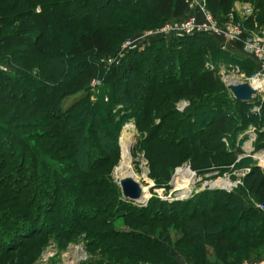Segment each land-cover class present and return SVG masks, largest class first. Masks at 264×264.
Listing matches in <instances>:
<instances>
[{"label": "trees", "instance_id": "1", "mask_svg": "<svg viewBox=\"0 0 264 264\" xmlns=\"http://www.w3.org/2000/svg\"><path fill=\"white\" fill-rule=\"evenodd\" d=\"M117 1L119 2L117 7L123 9L126 14H117L103 27L92 26L93 23L89 22L91 12L95 13V8H102L107 4L110 6L116 0H25V4H23V9L20 12L23 17L20 31L24 32L28 39L27 41H22L19 38L16 40H20L17 45L34 47L33 50L27 52H34L37 57V60L35 58L34 61L35 65H38L40 79L35 85L38 88L39 96L35 97L34 106L44 111L45 121H38L35 124L42 127L46 123L47 126L53 125L54 128H50V133L47 134L35 133L32 135L20 132L21 136L17 134V131L15 132V129H10L0 122V201L8 205V208L7 206L1 208L0 213L5 216L0 217V220L2 221L9 215L11 207H15L13 210L18 214L15 216L11 213L10 217L16 219V227L15 224L12 225L16 228L15 234H18V238H22L23 241L16 242L15 239L8 237L11 234L10 231L2 226H0V238L3 239L6 247L9 244L19 247L22 242L25 244L38 234L54 235L55 237L64 235L62 240H66V238L78 235L83 231L86 237L91 238L87 242L88 248L104 246L105 250L110 252L125 254L120 257L106 256V264H158L152 254L159 255L163 259L159 261V264L161 262L179 264L172 256H169L167 249L154 241L152 237L134 230L116 232L110 225L114 221L124 218H135L155 223V221L162 220L159 218L164 215L166 219H171L169 221L181 222L185 227L182 226V229L188 236L184 241L186 245H190L191 255L197 264H203L205 260V248H203L206 246L205 244L214 249L218 258L225 262L228 255L238 253L239 249L236 244L238 240L264 236V214L262 216L256 210L243 211L235 196L215 191L197 193L186 203H167L150 199L145 207L133 205L124 200L119 191L107 181L97 179V174L90 173L96 172L98 168L104 166L105 160L97 155L90 157L91 155L83 156L81 154L79 156L80 150L73 149L74 145L82 147L94 143L95 139H99L97 136L103 132L99 131L98 134V132L90 130V133H87L91 123L83 126L84 128L73 126L66 129L56 124L62 117L77 116L78 121H86L88 118L98 116L107 120L111 124L110 128H113L112 126L117 127L124 117L134 118V125L142 135L144 134L145 143L157 142L156 145L166 146L161 148L147 146L146 148L147 154L155 160V167L151 171V175L155 180H158V176L167 178L164 175L161 162H159L162 157L159 155L160 153H164L166 164L169 157H171L170 160H174L179 156H189L188 159L194 168L217 164L215 156L223 155L226 159L231 155V153H225L222 150L220 137L238 129H244L245 123L248 124L263 113V107H260L259 113L251 114L249 105L235 101L230 98L228 93L212 92L217 86L219 87V83L214 79L213 74L210 75L203 71L201 60L207 54L221 57L226 55L218 51L211 42L212 37L201 35L171 40L155 39L140 50L127 54L120 60V65L111 66L104 75L102 73L105 86L100 89L99 100L96 103H90L88 94L90 88L84 87L81 81L86 79L84 81L89 82L91 78L96 77L100 68L97 60L109 57L114 53L116 50H114L115 41L117 39L120 41L135 29L133 21L140 18L138 20L142 26L149 25L148 22L157 24L166 21H180L187 17L189 4L192 0H145L143 9L140 6L142 0ZM232 1L207 0V8L213 14L225 13L229 11ZM243 1L251 2L252 0ZM255 2H257V7L262 9L264 0ZM127 3L132 8L131 10L125 7ZM96 4L101 5L97 6ZM36 8L41 11L49 10L52 12L49 14L54 16L58 13L65 20L60 18L57 20L65 25L69 26V22L73 23L72 27L76 30L74 43L64 48L61 43L58 44V41H54L55 37H50L52 40L49 42L54 44L49 43L44 46L41 42L43 34L37 35L25 18L32 14ZM35 23L37 22H33L34 25ZM44 26L46 25H42V27ZM45 30L46 35L52 34V30H49L48 27ZM118 33L120 35H117ZM53 51L56 52V58H59L55 63H51L49 58V53ZM88 57L92 58V62H86L85 58ZM67 58L79 61L76 65L78 67L69 69V73L65 62ZM144 65H147L146 67L150 65L155 72L160 74L155 82H151L152 79H149L151 83L145 82L147 73L143 74V68H141ZM242 69H244L243 66ZM119 75H124L127 79L124 81L131 93L121 92L117 78ZM21 77L22 79L14 80L0 73V102H14V98L9 94V87L12 84L13 87L22 89L27 77L25 75ZM4 82L9 83L6 88L1 85V83L4 85ZM48 82L53 85L47 86ZM184 82L189 83V86L181 90H184L185 93L189 92V97H195L198 94L197 83L203 84L207 93L201 98L190 99L189 107L183 113H177L173 105L176 96L172 91L178 90L179 85ZM153 92L159 93L152 97ZM79 93L81 95L71 104L67 107L63 106L64 100ZM139 95L142 97L140 102L139 99H136V96ZM104 97H107V103H105ZM21 102L23 112L21 124L17 128L24 132L27 127L31 128L34 124L28 120L27 103L22 100ZM231 104L236 107L237 115L229 113V109L232 108ZM118 106L121 107L118 108ZM18 118L19 116H15V119ZM234 120L237 121L234 123ZM102 138H104V134ZM29 139L33 140L34 144H30ZM114 144L116 145V141ZM114 148L115 154H117V147ZM260 148H264V141ZM100 149H103V146L100 145ZM165 149L168 150V153L162 151ZM216 151L219 154L208 158V163L205 159H202L201 162L198 161L199 158L196 156L200 153L213 154ZM93 161L99 164H94ZM197 162L204 165H198ZM24 163H26V174L18 175ZM61 163L67 164L62 165ZM224 163L221 161L218 165H224ZM90 165L91 168L88 169L87 166ZM71 169H75V171L73 172ZM255 170L256 177H258L254 178L247 186L249 190L253 191V194H257V191L264 188V173L260 172L261 168ZM76 172L78 173L74 174ZM41 184L43 186L38 187ZM47 187H50V190ZM69 191L73 195L68 193ZM63 198H69L70 205L75 206L73 211L69 209L72 211L70 219L62 218L60 215L62 205H64L60 200ZM217 205L219 206L217 207ZM232 206L233 208L229 209ZM82 207L91 209V217L86 218L80 214ZM215 209L220 211L221 216L213 218L209 222L206 221L208 217L206 215ZM47 212L50 216L44 217V213ZM231 212L232 214L240 212L237 218L242 219L240 223L244 229L243 232L233 237L224 234V226L232 224L231 221L224 218V215ZM8 220L11 223L14 221L11 218ZM91 221L93 224H97L100 229L89 230L91 226L87 223L92 224ZM45 222L51 227H58V231L42 227ZM235 222L239 221L235 220ZM41 228H45L43 232H40ZM205 229L210 230L209 235ZM12 240L13 243H11ZM112 240L122 242L103 245L106 241L114 242ZM137 244L147 246L148 249H141Z\"/></svg>", "mask_w": 264, "mask_h": 264}, {"label": "rangeland", "instance_id": "2", "mask_svg": "<svg viewBox=\"0 0 264 264\" xmlns=\"http://www.w3.org/2000/svg\"><path fill=\"white\" fill-rule=\"evenodd\" d=\"M255 1L256 0H252L251 2L243 0H233L228 12L213 14L207 8L206 0L203 10L193 5L191 10L188 11L187 18L181 19L178 22L166 21L157 24H152L153 22H148L149 25L142 26L138 20L140 18H137L135 21H133L135 29L125 35L124 38L120 40L121 42L119 41V39L115 41L116 45L114 47V50H116L114 51V53L109 57H102L97 60V63L98 65H100V68L96 77L91 78L89 82L84 81L86 79H83V81H81L84 87L90 88V90L88 91L90 103H96L99 100V96L101 93L100 89L105 86L102 80L104 77H102V73L104 75L105 72H107L111 66H117L114 64L108 68V59L113 58L117 54H119L122 49L128 44V42L133 44H137L140 42V44L142 45L146 44L148 41H155V39H175L172 36H160V34H164L167 30L172 27L177 26L178 28L185 26L186 22L190 19H194L195 22H197L199 25H203L205 23L206 26L215 29L220 34L233 38L234 42L228 41L223 37L215 36L212 37V39L210 38L211 42H213L218 51L220 53L225 54L226 56L221 57L212 54H207L201 60V66H203V71L210 73V75L213 74L214 79H216L219 83V87L217 86V88L212 90V92H225V94L228 93V95L231 96L230 92L227 90V85L231 83H244L245 81H248V79L251 78V76L255 73L257 69V66L254 63L253 59L251 57L249 58L246 56L247 54L245 53L244 49L242 48V45L240 44L241 39L245 37H254L261 35L264 36V3L262 9H260L257 7L258 5ZM118 3L119 2L116 0V2H114L110 6H108L109 4H107L104 5L102 8H95L96 10L94 11L96 12H91V20L89 21L90 23H93L92 26L103 27L107 25L110 19L115 17L117 14L125 15L126 12H124L123 9L121 10L117 7ZM23 4H25V0H0V73L14 80L22 79L21 76L23 75L27 77V81L24 80L26 83H24L22 89L19 87H13L12 84L9 87V94L14 98V102H0V122L3 125L9 127L10 129H15V132L17 131L18 135H21V133H30L32 135H34L35 133L47 134L50 133V128H54L53 125L47 126L46 123H44L41 127L35 124V122L45 121V119L43 115L44 111L34 106V103L36 102L35 97L39 96V91L36 85L40 79V76L38 75V65H35L34 61L35 58L37 60L36 55L34 54V52H27L28 50H33L34 47H31L29 45H17L19 44L18 41H27L28 39L24 32L20 31L23 19V17H21L20 12L23 9ZM144 5L145 0H142L140 2V6H142L141 9L144 8ZM125 7L130 10L132 9L128 3L125 4ZM49 13L52 12H50L49 10L41 11L36 8L32 12V14L25 16V18L30 28L34 30L37 35L41 33L43 34L41 42H43L44 46L49 43L54 44L52 42H49L52 40L50 37H55L56 39L54 41H58V44L61 43L64 48L68 45H72L76 37V30L74 29V27H72L74 26V24L69 22V26L67 24L65 25L61 21L59 22L57 20V18L65 20L62 18L61 15L56 13L54 16ZM76 16L78 17V15ZM80 16L81 15L79 14V18ZM207 16L208 19H206ZM33 22L37 23H35L34 25ZM42 25L46 26L42 27ZM46 27H48L49 30H52L51 35L45 34ZM117 35L120 34L118 33ZM17 38H19L20 40H16ZM124 52L125 54L123 55V57L126 55L127 51ZM55 53V51L49 53L51 63H55V61L59 60V58H56ZM85 59L87 63L92 62V58L90 57ZM75 61L70 58H67V60L65 61L66 66L68 67V73L69 69H74L78 67L76 65L79 63V61H76V63ZM238 63H240L244 69H242V66ZM118 65H120V61ZM146 66L147 65L141 67L143 68V74L147 73L146 76L144 75L145 82L149 83V79H152L151 82H155L160 74L155 72L153 70V67H150V65L148 67ZM117 78L118 82L120 83L121 92L131 93L128 90L127 85L124 81L127 80L125 79L124 75H119L117 76ZM48 83L49 84L47 86L53 85L51 82ZM8 84L9 83L4 82L3 85L1 83V85L5 88ZM188 86L189 83L184 82L183 84L179 85L180 88L178 90L174 89L172 91L173 94L176 96V99H174L173 101V105L177 113H183L185 111L184 110L183 112H181V107L184 103H187V107H189L190 99L201 98L207 93V89L203 86V84L197 83L198 94L195 97H189V92L185 93L184 90H181L182 88ZM157 93L153 92L151 96L154 97ZM80 95L81 94L79 93L64 100L65 102H63V106L67 107L74 101V99L78 98ZM129 97L131 96L129 95ZM136 99H139L140 102V99H142L141 95L136 96ZM21 100L27 103V115L29 116L28 120L30 123L34 124V126L32 125L33 127L31 128L27 127V130L24 132L18 130L17 128V126L21 124V114L23 112V104H21ZM104 101L105 103H107V97H104ZM263 105L261 106L263 107V113L261 114V116L255 120L252 119L251 122H249L248 124L245 123V127L243 126L244 129H238L235 132H232L231 134H227L226 136L220 137L219 140L222 146L221 148L225 153H231V155H229L230 157H227L225 159L223 155L215 156L219 154L217 151L213 154L211 153L212 155L201 153L196 154V156L199 158L198 161L201 162L202 159H205L207 163L209 162L208 158H212L215 156V159H217V164L215 163L211 164L210 166L194 168V165L188 159L189 156H179L174 158V160H170L171 157H169L167 165L163 156L164 153H160L159 155L162 157L159 159V162H161V167L164 169V175L167 176V178L165 179V177L163 176H158V180H155V178L151 175V171L155 167V160L153 158H150V156L147 154L146 148L147 146H155L159 148L166 146L156 145L155 143L157 142H154L153 144L151 142L145 143L144 134L142 135L140 130L134 125V118L124 117V119L119 123V125H117V127H115L114 125L112 126L113 128H110L111 124L108 123L107 120L105 121L103 118H99L98 116L88 118V121H78L77 116L62 117L63 119L60 118V121H57L58 123L56 124L59 125L61 128L66 129L73 126H76L77 128L83 126L85 127L88 125V123H91L89 126V132L87 133H90V130L95 131V133L98 132V134L99 131L103 132L101 133V135L97 136L99 139H95L94 143L92 142L82 147L74 145L73 149H76L78 151L80 150L78 153L79 156L81 154L83 156L91 155L90 157L97 155V157H101V159L105 160L106 164L104 166L98 168L96 172L93 171L90 173L97 174V179H103L107 181L113 188H116V190L119 191L120 194L121 190L119 187V182L121 179H118L116 175V169L121 162L120 138L124 133L129 134L127 135V137H129L128 139L132 138L133 140V145L129 149L130 158L132 159L130 173L133 179L139 184L141 191L144 192V196L146 198L143 203H132L133 205L145 207L150 199H156L158 201L167 203H186L189 199H191L193 195L197 193L205 191H215L232 194L233 196H235L237 201H239L238 204L241 205L243 211L256 210L260 215L263 216V212H261L259 208H264V188H261L259 192L257 191V194H253V191L247 188V186H249V183L254 178L258 177H256V168L262 167V170H260V172H262V174L264 173V166H262L264 162L261 161V157L264 155V148H260L261 143L264 141V133L262 134V132H264ZM119 107L121 106H118V108ZM231 107L232 108L229 109V113L237 115L238 113L236 107L232 104ZM15 116H19V118L15 119ZM12 117L14 118L12 119ZM235 121L237 120H234V123ZM128 126L132 128L130 129L128 128ZM103 134L104 138H102ZM128 139L126 141H128ZM29 141L31 142L30 144H34L33 140L29 139ZM115 141L117 146L114 144ZM100 145L103 146V149H100ZM5 147L7 148L6 145ZM114 147H117V154H115ZM162 151L168 153L167 149ZM108 152H110V154H108ZM218 161H223L226 164L224 163V165H218ZM55 163L57 162L55 161ZM61 164L66 165L67 163ZM94 164L99 163L94 162ZM197 164L204 165L199 162H197ZM87 168L90 169L91 165L87 166ZM182 169H188L191 173H193L192 179H190V181L187 183V186L190 189L189 191H191V193L187 194V197L182 198L178 201L176 199L178 197L177 192L179 191L178 189L182 187V183H177L178 178H175V175L178 171ZM26 170V163H24L20 170L21 174L18 173V175H22V173L26 174ZM71 171L74 172L75 169H71ZM77 173L78 172L74 174ZM41 186L43 185L41 184L38 187ZM47 189L50 190V187H47ZM68 193L71 192L69 191ZM71 194L73 195V193ZM60 202L61 204H64L62 205L63 208L60 211V215L62 216V218L66 217L67 219H70L71 212L75 209V206L70 205L71 200L69 198H63V200H60ZM0 203L2 202L0 201ZM219 205H217V207ZM228 205L230 204L228 203ZM3 206H7L8 208V205H6V203H2L0 204V210ZM41 206L46 207L47 205ZM232 208L233 206L229 209ZM13 209H15V207H11L9 209L10 213L9 215H7V217L14 220V217H10L11 213H13L15 216L18 213H16ZM46 209L48 210V208ZM69 209L73 210L71 211ZM80 211V214L86 216V218L90 216L91 209L82 207ZM239 213L240 212H237L233 215L231 212L227 215H224V218H227L229 222H232L231 225L224 226L225 235H230L229 237H233L243 232V225L240 223L242 219L240 220L237 218V215ZM0 214L1 218L2 216H5L2 213ZM46 215H48V217L50 216L48 212L44 213V217ZM206 216H208L206 221L209 222L213 218H219L221 216V213L220 211L218 212L215 209V211H213L209 215L207 214ZM7 217L4 218L2 221L0 220V226L10 231L11 234L8 237L15 239L16 242L23 241L21 240L22 238H18V234H15V232L17 231L16 228H14L12 225L15 224L16 219L13 221V223H11ZM160 217L161 218L159 219L162 220L155 221V223H150L148 221L138 220L135 218H124L125 220L118 219L110 225L112 229L116 232H128L129 230H134L138 231L141 234L152 237L154 241L160 243L165 249H167L169 256H172V258L179 264H197L196 260H194L193 256L191 255V249L189 248L190 245L185 244L184 239L188 235L184 234L182 229V223L178 221H169L171 219H166V216L164 215ZM230 217H232V219H229ZM233 219L238 220L239 222L237 223ZM87 224L91 226V229L89 230L95 231L100 229V227H98L97 224H93V222L92 224ZM84 225L86 227H89L86 224ZM42 227H49L52 231H58V227H51V225L47 222H45V225ZM45 228H41L40 232H43ZM206 232L207 235L210 234V230H206ZM63 236L64 235H61L60 237H55L54 235L45 236L38 234L35 238L28 241L27 243L24 244L22 242L19 247H14L12 246V244L7 245L6 247L5 243L3 242V239L0 238V264H67L68 258L72 255H77L76 257L79 258L81 255H85L86 257L84 261L82 259V262H75V264H106V256L108 255L112 257H120L125 255L120 252H110L108 250H105L106 248H104V246L101 248H88L87 242L91 240V238L86 237L83 234V231H81V233H79L78 235L66 238V240H62ZM112 241L114 242L106 241L103 243V245L107 243L122 242L115 240ZM11 243H13V240ZM236 244L237 248L239 249L238 253L234 255L231 254V256L228 255L226 257L225 262H222L218 258V255L214 249L205 244L206 246L203 247L205 248V260L203 264H264V236L262 238L252 237L247 239H241L238 240ZM139 246L141 247V249H148L147 246ZM70 253L72 254L70 255ZM152 256L154 257V259H157L156 261L158 262V264L159 261L163 260L159 255L152 254ZM160 264L165 263L161 262Z\"/></svg>", "mask_w": 264, "mask_h": 264}, {"label": "built area", "instance_id": "3", "mask_svg": "<svg viewBox=\"0 0 264 264\" xmlns=\"http://www.w3.org/2000/svg\"><path fill=\"white\" fill-rule=\"evenodd\" d=\"M206 0H192L189 4V11L195 5L199 9L203 10L205 6ZM187 18V17H186ZM208 19V16L207 18ZM178 22V21H177ZM164 35H169L174 38H185V37H190V36H195V35H201V36H210V37H223L228 41L234 42L233 38L229 36H224L217 32L215 29H212L208 26L205 25H199L197 22H195L194 19H190L189 21L186 22L185 26L182 27H172L169 30H167L164 34H160V36ZM149 41L146 43L148 44ZM146 44H133L128 42V44L122 49V51L117 54L115 57L108 59V68L111 65H118L119 61L126 57L127 54L134 53L138 50H140L144 45ZM236 44V43H234ZM240 44L242 45V48L244 49L245 54L247 57H251L254 61V63L257 66V69L255 73L251 76L248 81H245L244 83L248 84L251 88L252 86L250 85V81H252L253 85L257 83L258 86L253 87V90L259 89L260 92L257 96H254L253 101L249 104V113L251 114H257L260 111V107L262 103L264 102V36H254V37H245L241 39ZM124 51H127L126 55L123 57L125 54ZM249 55V56H248ZM123 57V58H122ZM231 84H241V83H231ZM188 106L187 103H184L182 105L181 112H183L186 107ZM264 154V153H263ZM264 166V164L262 165ZM262 168V167H260ZM228 190V189H227ZM230 190V189H229ZM261 212L264 214V208L261 207L259 208ZM259 210V211H260ZM83 261L86 259L85 255L80 256ZM79 260L78 262H82V260Z\"/></svg>", "mask_w": 264, "mask_h": 264}, {"label": "bare ground", "instance_id": "4", "mask_svg": "<svg viewBox=\"0 0 264 264\" xmlns=\"http://www.w3.org/2000/svg\"><path fill=\"white\" fill-rule=\"evenodd\" d=\"M252 83L253 82L250 81V85L252 86V88L255 87V86H258L257 83H255L254 85ZM128 128L131 129L132 127L128 126ZM127 135H129V134H125L124 133L122 135V137L120 138V143H121V162H120V165L116 169V175H117L118 179L119 178L123 179L125 177H130L131 179H133V177H132V175L130 173L131 172V161H132V159L130 158V153H129V149L133 145V140H132V138L128 139L129 137H127ZM127 139H128V141H126ZM261 158H262L261 161L264 162V155ZM192 176H193V173H191L188 169H182V170H180V171H178L176 173L175 178H178L177 183H182V187L179 188L178 189L179 191L177 192L178 193V197L176 199L178 201L180 199H182V198L187 197V194L191 193V191H189L190 189L188 188L187 183L190 181V179H192ZM181 181H184V182H181ZM141 193H142V197L140 199V203H143V201H145L146 198L144 196V192L142 191ZM72 253H74V252H72ZM72 253H70V255ZM76 256L75 255L70 256L68 258V260H67V264H75V262L78 263V261L81 258L76 257Z\"/></svg>", "mask_w": 264, "mask_h": 264}, {"label": "water", "instance_id": "5", "mask_svg": "<svg viewBox=\"0 0 264 264\" xmlns=\"http://www.w3.org/2000/svg\"><path fill=\"white\" fill-rule=\"evenodd\" d=\"M227 90L230 92L231 97L235 101L244 103L246 105H249L253 101L254 96H257L260 92L259 89L253 90L246 83L229 84L227 85ZM119 187L124 200L129 203H140L142 191L136 181L130 177H125L120 180Z\"/></svg>", "mask_w": 264, "mask_h": 264}, {"label": "crops", "instance_id": "6", "mask_svg": "<svg viewBox=\"0 0 264 264\" xmlns=\"http://www.w3.org/2000/svg\"><path fill=\"white\" fill-rule=\"evenodd\" d=\"M230 98H232L231 96H230ZM233 99V98H232Z\"/></svg>", "mask_w": 264, "mask_h": 264}]
</instances>
